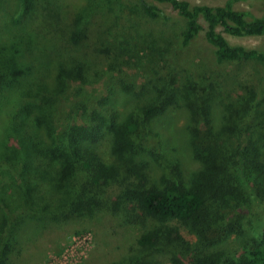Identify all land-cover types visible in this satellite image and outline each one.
I'll return each mask as SVG.
<instances>
[{
    "label": "trees",
    "instance_id": "trees-1",
    "mask_svg": "<svg viewBox=\"0 0 264 264\" xmlns=\"http://www.w3.org/2000/svg\"><path fill=\"white\" fill-rule=\"evenodd\" d=\"M17 1V16L0 23V116L7 118L0 160L14 170L0 175V264H15L27 223L102 216L141 231L124 256L108 264H264L262 86L237 74L238 99L225 103L221 82H202L193 73L157 72L144 86L120 81L113 73L115 43H108L113 55L107 46V61L97 66L77 55L57 56L40 46L37 27L25 29L39 4L52 0ZM153 1L182 19L177 35L185 48L204 33L218 64L264 70V50L226 38L264 36V15L234 7L249 0L220 6ZM127 11L169 20L147 0H135ZM76 23L69 31L75 47L81 45ZM94 79L91 89L100 86L95 100H71L70 92ZM120 93L130 99L123 109H117ZM174 111L187 114L182 141L192 169L178 150H167L160 130Z\"/></svg>",
    "mask_w": 264,
    "mask_h": 264
},
{
    "label": "rangeland",
    "instance_id": "rangeland-1",
    "mask_svg": "<svg viewBox=\"0 0 264 264\" xmlns=\"http://www.w3.org/2000/svg\"><path fill=\"white\" fill-rule=\"evenodd\" d=\"M147 1L157 5L169 20H154L143 14L139 17L131 16L127 7L135 3V0H52L50 4H39L36 14L25 21V29L32 32L37 27L40 35L36 34V37L40 46L56 50L55 55H77L91 60L96 66L103 60L107 61L108 54L105 49L109 46L108 43H115L114 53L118 57L117 68L113 73L120 75V81L136 82L139 86H144L155 78L157 72L177 73L180 76L193 73L202 82H208L209 79L221 82L225 103H232L239 95L238 74L247 77L255 85H261L264 92V70L261 67L253 63L218 64L214 49L207 43L204 33L185 48L182 39L177 35L180 33L179 27L184 26L179 15L167 5L157 4L153 0ZM188 1L193 5L211 6H220L227 2ZM18 7L20 5L17 0H0V23L12 20ZM234 7L256 16L264 15V1H240ZM74 23L78 27L75 41L81 43L76 47L69 45L72 44L69 42V31L73 30ZM204 26L206 27L205 23ZM57 27L59 32L56 31ZM226 38L232 45L264 50V36L234 37L226 34ZM124 42H127L128 47ZM109 47L112 49L109 55H113L112 45ZM97 69L102 70L103 64ZM97 81L98 79H94L87 86L82 85L80 90L70 92L71 100H95L100 86L93 87L94 89L91 87ZM125 97L124 94H117V109H123L130 103V99ZM263 97L264 93L261 99ZM261 99L258 98V101ZM172 113L160 122V130L167 136V150H178L179 156L186 160V167L192 169L194 162L182 141L187 135V114L185 111ZM6 119V116H0V130L6 124ZM172 129L173 132H170ZM13 171L6 165L5 160H0L1 176L9 177ZM0 218L3 216L0 215ZM260 218L264 221V214ZM54 225L52 222L45 225L39 222L27 223L21 230V250L15 256V264H108L122 258L141 234L138 228L121 227L108 216ZM45 228L48 229L43 230Z\"/></svg>",
    "mask_w": 264,
    "mask_h": 264
}]
</instances>
